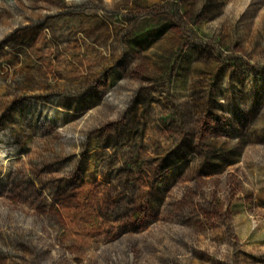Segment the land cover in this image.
<instances>
[{"label": "rangeland", "instance_id": "obj_1", "mask_svg": "<svg viewBox=\"0 0 264 264\" xmlns=\"http://www.w3.org/2000/svg\"><path fill=\"white\" fill-rule=\"evenodd\" d=\"M0 264H264V0H0Z\"/></svg>", "mask_w": 264, "mask_h": 264}]
</instances>
